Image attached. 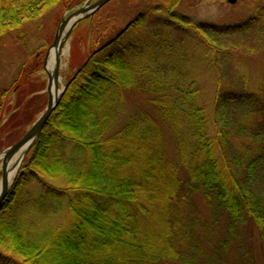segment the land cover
<instances>
[{
  "label": "trees",
  "instance_id": "16d2710c",
  "mask_svg": "<svg viewBox=\"0 0 264 264\" xmlns=\"http://www.w3.org/2000/svg\"><path fill=\"white\" fill-rule=\"evenodd\" d=\"M79 1L0 0V42L9 34L22 41L26 25L48 9L65 2L66 10ZM112 1L90 19L94 27L86 56V29L74 35L76 75L0 208V264H194L168 239L171 226L165 220L166 209L176 200H188L192 191L229 223L252 221L264 242V142L235 158L225 151L228 108L254 99L217 92L210 106L202 88L214 39L247 32L257 18L218 27L175 12L177 0H152L149 12L178 39L164 37L147 22L146 13L106 37ZM35 67L29 68L32 73L40 71ZM27 73L18 79V90L12 88L16 110L9 115L17 113L8 117L6 128L23 118L24 100L40 90ZM131 91L147 95L155 115L137 109L114 129ZM70 106L77 110V117L70 115L76 124H65ZM159 121L172 134L171 155ZM31 180L40 184L39 191L23 200L22 189ZM63 204L69 217L55 230H38L21 219L23 207L53 214ZM187 224L185 238L190 240Z\"/></svg>",
  "mask_w": 264,
  "mask_h": 264
},
{
  "label": "rangeland",
  "instance_id": "374dc122",
  "mask_svg": "<svg viewBox=\"0 0 264 264\" xmlns=\"http://www.w3.org/2000/svg\"><path fill=\"white\" fill-rule=\"evenodd\" d=\"M64 3L51 7L32 24L26 25L27 33L22 41H17L13 34H9L5 41L0 42V152L8 149L30 129L37 114L47 104V95L43 94L46 73L42 71L43 60L42 63L38 61L44 57L47 48L52 44L60 18L67 17L71 12L63 11ZM81 5L77 4L73 10ZM151 5H154L152 0H113L107 8L109 26L106 37L111 31L114 36L137 15L145 13L147 22L164 37L170 39L179 37L180 35L172 29L157 23L160 17L149 12ZM175 12L198 23L218 27H237L249 19L257 18L256 26L247 32L214 39V46L211 48V45L209 46L211 56L207 70L202 75L203 97L209 105L217 92L244 93L254 99L245 105L230 106L225 116L227 157L251 154L261 142H264V0H236L234 4L227 0H177ZM161 17L164 18L163 15ZM73 32L71 31L67 39L68 44L74 39ZM67 51L65 48L62 56V83L72 72L67 67L70 64ZM34 64L36 70L40 72H31L34 69L29 68ZM25 72L32 74L28 80L35 83L36 89L43 87V90L37 93L36 97L30 96L27 100L17 99L18 105L24 100L23 118L14 126L11 124L6 128L5 125L10 120L8 117L17 113L9 115L10 110L11 112L16 110L13 108L16 104V94L12 92V88ZM146 100L147 95L140 92H127L126 113L120 116L113 128L121 126L126 116L137 109H144L155 115ZM70 112L73 114L72 117L78 116L76 111ZM159 122L167 135V149L171 155L174 147L172 134L165 124ZM261 180L259 179L257 183ZM39 187L40 184L35 180L29 181L22 189V199L27 200L30 195L37 193ZM165 212V220L171 226L168 239L175 243L182 256L194 264H242L245 261L247 264H264V242L255 224L250 220L241 224L229 223L223 215L213 210L201 193L192 191L188 200H176ZM68 217L65 204L60 211L53 214L43 213V210H29L28 207L21 208V219L33 228L43 231L57 229L65 224ZM187 223H191L190 240L185 238L188 235L185 231V226L189 225ZM161 225H164L163 222ZM172 231H182L184 234L174 236L171 234ZM167 264L180 263L171 261Z\"/></svg>",
  "mask_w": 264,
  "mask_h": 264
},
{
  "label": "water",
  "instance_id": "95a60500",
  "mask_svg": "<svg viewBox=\"0 0 264 264\" xmlns=\"http://www.w3.org/2000/svg\"><path fill=\"white\" fill-rule=\"evenodd\" d=\"M109 1L110 0H98L94 4H90V0H87L82 7L75 10L74 12H72L66 20H61V22L58 24L56 32H55L54 41L52 43V46H54L56 48V51H57L56 52L57 53L56 64H55V68H54L53 72L48 73V87H47V89L49 92V101L47 103L45 110L41 114V116L33 123V125L30 127V129L27 130V132L21 138H19V140H17L14 144H12L10 147H8V149H6L3 152L4 158L2 161V183H1L2 188H1V193H0V205L2 204L3 200L6 198V195L8 192L7 163L9 161V159L12 157V155L15 152H17V150H20L22 147H25V146L29 147L32 144V142L37 138V136L40 134L42 128L46 124L50 114L52 113L53 109L55 108V105L57 104V102L60 98V95H61V93L65 87V85H64L60 91L58 89V86H57L58 66H59V62H60L59 58H60V54H61V49L64 45V42H65L71 28H69V30L67 31L64 38H61L62 32L64 31L68 21H71L74 17L79 16L80 19H82L85 11H87V10H91V11L94 10L95 11V10L99 9L100 7H102L103 5H105ZM227 2L234 4L236 2V0H227ZM70 25L73 26V24H70ZM44 61H46V59ZM53 82L55 85L54 86L55 96L52 98L50 95V89H51V84ZM27 142L29 144L23 146V144H25ZM25 152H26V150L23 153H25Z\"/></svg>",
  "mask_w": 264,
  "mask_h": 264
},
{
  "label": "bare ground",
  "instance_id": "6f19581e",
  "mask_svg": "<svg viewBox=\"0 0 264 264\" xmlns=\"http://www.w3.org/2000/svg\"><path fill=\"white\" fill-rule=\"evenodd\" d=\"M67 26H68V25H67ZM53 59H54V52H53V50H52V51H51V55H50V59H49L50 61H49L48 66H47V69H48V70H50V69L52 68V65H53ZM53 91H54V89L52 88V89H51V93H52V95H53ZM80 93L82 94L83 91L81 90ZM56 106H57V105H56ZM56 106H55V107H56ZM53 110H54V109H53ZM70 110H73V111H76V112H77V110H75V108H70ZM70 115H71L70 113H67V114H66V120H65L66 122H65V124H68V123L76 124L75 121H74L72 118H70ZM20 138H21V137H20ZM34 142H35V141L32 142V145L34 144ZM27 144H29V143L27 142V143L23 144V146H25V145H27ZM32 145H31V146H32ZM31 146H30V147H31ZM22 148H23V147H22ZM30 152H31V150H30ZM1 153H3V152H0V154H1ZM28 154H29V153H28ZM28 154H27V155H28ZM14 175H15V171H11V173L8 175V176H9V180H11V179L14 177ZM17 180H18V179H17V177H16L15 180L13 181L14 185L16 184ZM11 191H12V190H11ZM6 198H7V197H6ZM6 198L3 200L2 204L0 205V208L2 207V205H3V203L5 202Z\"/></svg>",
  "mask_w": 264,
  "mask_h": 264
}]
</instances>
